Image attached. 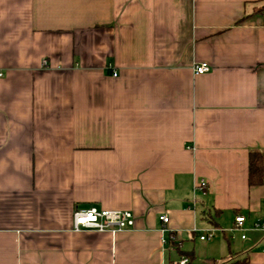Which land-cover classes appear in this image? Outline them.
Instances as JSON below:
<instances>
[{"label":"crops","instance_id":"crops-1","mask_svg":"<svg viewBox=\"0 0 264 264\" xmlns=\"http://www.w3.org/2000/svg\"><path fill=\"white\" fill-rule=\"evenodd\" d=\"M0 72V264H264V0H0Z\"/></svg>","mask_w":264,"mask_h":264},{"label":"built area","instance_id":"built-area-1","mask_svg":"<svg viewBox=\"0 0 264 264\" xmlns=\"http://www.w3.org/2000/svg\"><path fill=\"white\" fill-rule=\"evenodd\" d=\"M45 64L47 62L45 61ZM211 70V66L207 62L196 64L194 67L195 74H204ZM115 76L117 72L113 73ZM3 76V72H0V77ZM160 219L167 223L169 218L165 215L161 216ZM74 221L76 229H95L101 232L110 231L117 232L126 229L133 228L135 226V217L130 210L120 209H103L98 208L94 205L87 207L76 206L74 210ZM246 217L239 214L235 217L234 225L231 231H238L242 240H246L248 232L250 230H261L264 231V223L256 222L252 224V227L246 226ZM214 232L209 231L205 235L201 236L202 240L212 239ZM166 242V240H165ZM264 250V249H263ZM190 259L183 256L178 261H174L168 264H189Z\"/></svg>","mask_w":264,"mask_h":264},{"label":"trees","instance_id":"trees-1","mask_svg":"<svg viewBox=\"0 0 264 264\" xmlns=\"http://www.w3.org/2000/svg\"><path fill=\"white\" fill-rule=\"evenodd\" d=\"M264 179V154L259 151H251L249 166V184H261ZM190 259V256L186 255ZM191 261V259H190Z\"/></svg>","mask_w":264,"mask_h":264}]
</instances>
